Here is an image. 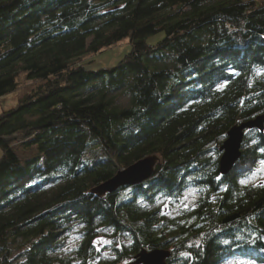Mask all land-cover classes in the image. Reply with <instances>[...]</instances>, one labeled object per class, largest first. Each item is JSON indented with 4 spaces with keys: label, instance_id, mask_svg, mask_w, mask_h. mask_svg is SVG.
<instances>
[{
    "label": "trees",
    "instance_id": "16d2710c",
    "mask_svg": "<svg viewBox=\"0 0 264 264\" xmlns=\"http://www.w3.org/2000/svg\"><path fill=\"white\" fill-rule=\"evenodd\" d=\"M123 41L114 67L86 69ZM13 93L0 112V264H130L142 251L264 264V181L240 183L264 160V127L245 132L229 175L218 151L264 114V0H0V99ZM152 155L142 184L90 193ZM190 190L192 207L167 216L161 203ZM106 231L111 258L95 246Z\"/></svg>",
    "mask_w": 264,
    "mask_h": 264
},
{
    "label": "water",
    "instance_id": "95a60500",
    "mask_svg": "<svg viewBox=\"0 0 264 264\" xmlns=\"http://www.w3.org/2000/svg\"><path fill=\"white\" fill-rule=\"evenodd\" d=\"M263 127L264 114L229 130L226 140L218 149L221 154L219 159V173L221 176L229 175L239 160L245 132L253 129L262 130ZM160 163L161 158L158 155L146 157L128 168L118 171L114 177L98 185L90 193L98 198H104L121 188L138 186L154 175L155 168ZM168 258L169 253L165 251H142L134 257V261L130 264H165Z\"/></svg>",
    "mask_w": 264,
    "mask_h": 264
},
{
    "label": "rangeland",
    "instance_id": "374dc122",
    "mask_svg": "<svg viewBox=\"0 0 264 264\" xmlns=\"http://www.w3.org/2000/svg\"><path fill=\"white\" fill-rule=\"evenodd\" d=\"M163 37L162 34H158L155 36H151L147 38L148 44H155ZM130 50L129 44L127 41H123L117 46L106 50L96 56L88 59L90 63L86 65V69L89 71H99L101 69L114 67L120 60L124 58L128 54ZM87 58V57H86ZM22 95V93H13L9 94L0 99V112L7 111L14 108L18 102V98ZM1 154V151H0ZM260 181H264V165L259 163L257 168L254 170L252 175L246 180V184H256ZM196 199V193L193 190L186 192L183 198L179 202H171L165 201L161 203L162 209L165 211L167 216H175L179 214V211L186 210L192 207L194 201ZM110 233L108 231L102 232L99 238L95 242V246L100 254L104 258L112 257V241L109 238ZM78 244V238L75 234H70L67 236V240L65 242L63 252L69 253L76 245ZM129 263V262H128ZM127 264V263H123ZM225 264H252L248 261H243L240 259H230Z\"/></svg>",
    "mask_w": 264,
    "mask_h": 264
},
{
    "label": "snow or ice",
    "instance_id": "6c2138e0",
    "mask_svg": "<svg viewBox=\"0 0 264 264\" xmlns=\"http://www.w3.org/2000/svg\"><path fill=\"white\" fill-rule=\"evenodd\" d=\"M262 151H264V150H262ZM260 163H261L262 165H264V160L260 161ZM217 179H219V177H217ZM240 183H242V184L245 183V180H241Z\"/></svg>",
    "mask_w": 264,
    "mask_h": 264
}]
</instances>
